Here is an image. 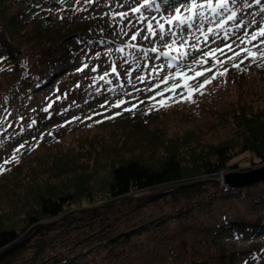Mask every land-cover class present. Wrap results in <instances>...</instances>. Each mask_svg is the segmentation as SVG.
Here are the masks:
<instances>
[{"label":"trees","instance_id":"1","mask_svg":"<svg viewBox=\"0 0 264 264\" xmlns=\"http://www.w3.org/2000/svg\"><path fill=\"white\" fill-rule=\"evenodd\" d=\"M57 1L0 0V54L11 84L43 87L72 58L73 40L92 30L73 16L40 21L36 11ZM250 64L223 66L217 94L232 96L203 124L176 125L175 108L97 118L24 153L0 176V264H132L148 249L145 236L170 222L207 253L171 264L233 263L251 248L243 246L264 244V181L234 187L218 178L264 164V62ZM221 127L229 135L207 139ZM157 201L163 211L117 228L116 208L134 213ZM196 212L206 214L192 220Z\"/></svg>","mask_w":264,"mask_h":264},{"label":"rangeland","instance_id":"2","mask_svg":"<svg viewBox=\"0 0 264 264\" xmlns=\"http://www.w3.org/2000/svg\"><path fill=\"white\" fill-rule=\"evenodd\" d=\"M139 2L140 0H135V3ZM157 2L161 4V11L157 13L153 9L146 14L159 16L164 14L165 11L171 12L180 0H157ZM132 4L133 0H95L94 3H86L85 0H79V3H77V0H58L57 3H48L40 7L36 11V15L43 23L55 25L59 20L73 16L82 24L88 22L92 25L89 34L73 40L72 58L66 66L58 65L56 77L43 87H32L25 80L13 84L8 82L13 75L11 73L12 67L8 64L9 59L4 57L3 53L0 54V165L3 166L0 168V176L7 173L13 162H15V160H12L13 153H16L18 160L24 153L36 149L41 144L59 143L62 139L59 135L66 128L76 127L97 118H103L102 121L128 120L144 113L171 112L172 108L176 109L175 113L178 116V120L175 122L176 125L180 126L181 124L195 122L203 124L207 119H210L209 117L216 111L218 106L230 99L232 95L229 93L233 90H229L230 92L228 91L229 93L226 96L217 94V88H223L221 84L225 81L224 76H217L213 80L215 82H211L206 86L203 95L197 94L194 97L195 103H177L172 104L170 107L149 111L148 109L154 101L148 99V97L179 81L173 77L167 83H161L164 76L175 71L173 68L167 67L168 58L156 59V53H149L148 56H144L143 52L127 46L130 43L132 32L137 29L133 28L127 36L123 35L119 31L122 25L118 23L121 18L116 16L113 20L111 13L113 11L116 13L128 11ZM120 5H123V7H120ZM236 7L242 8L237 19H242L246 25L250 24L249 32L255 30L258 26H264V0L260 4H257L255 0H247V6H244L243 0H241V4ZM106 13L108 15H105ZM132 19L135 20V17H132ZM253 20L255 23H250ZM126 23L127 21H125ZM235 23L236 21H231L226 27L230 28ZM219 31L223 33L224 29ZM237 31L239 32V30ZM240 35H243V33L240 32ZM131 43L139 44L144 49L153 46L152 41L142 40L140 37L137 38V41ZM162 43L160 42V44ZM223 43V41H217L212 47H222ZM160 44L157 46L160 47ZM238 44L239 40H236V44L233 45L237 51H239V48H236ZM117 47H123V53L116 52ZM203 47L207 49L208 46L204 45ZM241 47L243 46L241 45ZM109 48L113 49L111 53L108 52ZM160 50L163 51L164 49L160 47ZM97 53H100V55L97 56ZM130 53L131 55H129ZM227 54L232 55L231 52ZM198 55L200 53H193L182 64L190 63ZM243 55L242 53L237 61L242 59ZM124 58H127L131 66L123 62ZM113 61H115L118 76L116 73L111 72ZM245 61L251 63L250 65L254 64L250 60ZM137 62L141 65L140 67H137ZM85 63L88 64V68L82 72L77 71ZM161 65L165 66L163 70L159 69ZM93 68L96 71L93 72ZM154 68L158 70L155 74L152 73ZM105 72H108L109 75L104 79H100ZM207 74L210 76L212 73ZM141 75L145 77L143 81L137 79ZM129 79L132 80V83H128ZM200 79L202 80V77ZM109 80H111V83L107 82ZM153 85H159V87L153 88L151 92L147 91ZM118 99H123L127 103L122 104L119 108L112 107ZM157 99H160V97H157ZM140 101H144V103L140 104ZM131 104L139 106L132 111H124V108L130 107ZM46 108L47 111H45ZM117 112L121 114L115 115ZM73 117H79V119H73ZM85 117H91V119H85ZM167 118L164 117L163 119ZM170 126V123L166 124L161 131L169 130ZM227 135H229V129L221 127L209 133L207 139L217 141ZM22 144L24 147L20 148ZM18 148L20 150L16 152ZM5 161L8 162L5 163ZM246 164L244 163V167L237 169L239 171L248 169L245 166ZM234 170L236 169H232V171ZM226 172L224 171L218 177L221 184H223L222 179H224ZM165 208V204L160 201L149 203L134 213L130 212L125 206H120L114 211V215L117 216V228H121L124 224L150 219ZM202 214L206 213L196 212L192 220L199 219ZM179 228L177 222H170L158 231L146 235L145 242L148 249L138 258L132 260V264H149L150 262L153 264H171L187 256L196 259L206 258L207 253L205 250L193 244L192 237H189L188 233H184ZM227 243L231 245L230 242ZM234 244L238 246V243ZM246 246L251 248L247 249L244 255L238 256L236 261L228 264H252L253 262L264 261V244L258 246L247 244L243 247ZM253 252L257 254V257L249 255ZM214 261L209 257L207 263L214 264Z\"/></svg>","mask_w":264,"mask_h":264},{"label":"snow or ice","instance_id":"3","mask_svg":"<svg viewBox=\"0 0 264 264\" xmlns=\"http://www.w3.org/2000/svg\"><path fill=\"white\" fill-rule=\"evenodd\" d=\"M85 2L94 3L95 0H85ZM255 2L260 4L262 0H255ZM77 3H79V0H77ZM243 3L244 6H247V0H243ZM239 4H241V0H180L171 12L165 11L164 14L156 16L146 13L151 12L153 9L157 13L161 11V4L157 0H140L139 3H135V0H133V4L128 11L119 13L113 11L111 13L113 20L116 16L121 18L118 23L122 25L119 31L123 35L127 36L133 28L137 29L132 32L128 47L143 52L144 56H148L149 53H156V59L166 57L168 58L167 67L175 70L164 76L161 83H167L173 77L179 82L172 83L170 87H165L163 91H157L155 95L148 97V99L154 101L149 107V111L170 107L172 104L177 103H195L194 97L197 94L203 95L206 86L215 80L217 76L227 75L229 69L223 67L225 64L231 63L233 68L244 71L245 69L240 68V65L245 60H250L253 63L264 61V26H258L255 30L249 32L250 24L246 25L242 19H237L238 13L242 10V8L236 7ZM120 7H123V5H120ZM132 17H135V20ZM125 21H127L126 24ZM231 21H236V23L230 28L226 27ZM250 23H255V21L253 20ZM220 29H224L223 33L219 31ZM240 32L243 35H240ZM138 37L142 40L152 41L153 46L144 49L139 44L131 43L137 41ZM236 40H239V44L236 45L239 51L233 47ZM217 41H223V46L212 47ZM229 41L231 42L229 43ZM160 42L163 43L160 44ZM158 44L164 49L163 51L157 46ZM204 45L208 46L207 49H204ZM112 51L113 49H108L109 53ZM115 51L123 53L124 48L117 47ZM228 52H231L232 55H228ZM193 53H200V55L193 58L190 63L182 64ZM242 53L244 54L243 58L236 62ZM99 55L100 53H97V56ZM123 62L131 66L127 58H124ZM140 66L137 62V67ZM164 67L161 65L159 69L163 70ZM86 68H88L87 63L83 64L77 71L82 72ZM221 68H223L222 71ZM92 71L94 72L96 69L93 68ZM157 71L156 68L152 69L153 74ZM111 72L116 73L117 76L119 75L115 61L112 63ZM209 72L212 74L206 76ZM108 75L109 73L105 72L100 79H104ZM205 76L206 78L200 79ZM137 79L143 81L145 77L141 75ZM107 82L111 83V80ZM128 83H132V80L129 79ZM158 87L159 85H153L147 91L151 92L153 88ZM157 97H160V99H157ZM125 103H127L125 100L118 99L112 107L119 108ZM143 103L144 101H140V104ZM138 106L137 104H131L130 107L124 108V111H132ZM45 111H47V108ZM120 114V112L115 113V115ZM73 119H79V117H73ZM85 119H91V117H85ZM23 147V144L20 145V148ZM20 148L16 149V152H19ZM12 160L18 162L16 153H13ZM7 162L5 161V163ZM2 167L0 165V168Z\"/></svg>","mask_w":264,"mask_h":264},{"label":"water","instance_id":"4","mask_svg":"<svg viewBox=\"0 0 264 264\" xmlns=\"http://www.w3.org/2000/svg\"><path fill=\"white\" fill-rule=\"evenodd\" d=\"M226 186H247L259 181H264V164L259 167L244 171L227 172L224 174Z\"/></svg>","mask_w":264,"mask_h":264}]
</instances>
